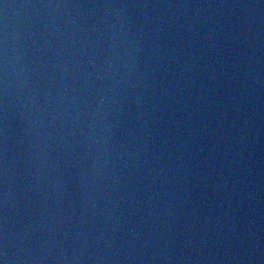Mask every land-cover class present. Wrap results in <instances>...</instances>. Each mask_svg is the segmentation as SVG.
<instances>
[{
	"label": "water",
	"instance_id": "obj_1",
	"mask_svg": "<svg viewBox=\"0 0 264 264\" xmlns=\"http://www.w3.org/2000/svg\"><path fill=\"white\" fill-rule=\"evenodd\" d=\"M0 264H264V0H0Z\"/></svg>",
	"mask_w": 264,
	"mask_h": 264
}]
</instances>
